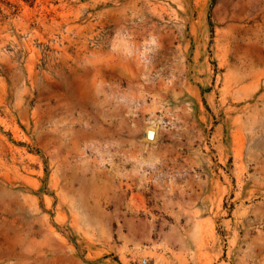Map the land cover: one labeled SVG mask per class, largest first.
Here are the masks:
<instances>
[{"label":"rangeland","instance_id":"1","mask_svg":"<svg viewBox=\"0 0 264 264\" xmlns=\"http://www.w3.org/2000/svg\"><path fill=\"white\" fill-rule=\"evenodd\" d=\"M0 264H264V0H0Z\"/></svg>","mask_w":264,"mask_h":264},{"label":"water","instance_id":"2","mask_svg":"<svg viewBox=\"0 0 264 264\" xmlns=\"http://www.w3.org/2000/svg\"><path fill=\"white\" fill-rule=\"evenodd\" d=\"M152 134H153V130L152 129H147L146 135L147 136H151Z\"/></svg>","mask_w":264,"mask_h":264},{"label":"bare ground","instance_id":"3","mask_svg":"<svg viewBox=\"0 0 264 264\" xmlns=\"http://www.w3.org/2000/svg\"><path fill=\"white\" fill-rule=\"evenodd\" d=\"M148 129H152L153 130V134L151 136H149L150 138H154L155 137V134H156V131H155V128H148Z\"/></svg>","mask_w":264,"mask_h":264}]
</instances>
